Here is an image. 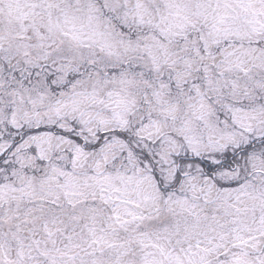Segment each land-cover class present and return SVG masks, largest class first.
I'll return each mask as SVG.
<instances>
[{
  "label": "snow or ice",
  "instance_id": "obj_1",
  "mask_svg": "<svg viewBox=\"0 0 264 264\" xmlns=\"http://www.w3.org/2000/svg\"><path fill=\"white\" fill-rule=\"evenodd\" d=\"M0 264H264V0H0Z\"/></svg>",
  "mask_w": 264,
  "mask_h": 264
}]
</instances>
